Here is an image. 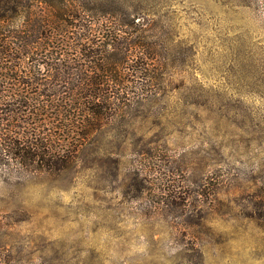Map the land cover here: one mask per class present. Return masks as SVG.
<instances>
[{
	"label": "rangeland",
	"instance_id": "rangeland-1",
	"mask_svg": "<svg viewBox=\"0 0 264 264\" xmlns=\"http://www.w3.org/2000/svg\"><path fill=\"white\" fill-rule=\"evenodd\" d=\"M141 3L164 49L118 116L0 167V264H264V0Z\"/></svg>",
	"mask_w": 264,
	"mask_h": 264
},
{
	"label": "trees",
	"instance_id": "trees-1",
	"mask_svg": "<svg viewBox=\"0 0 264 264\" xmlns=\"http://www.w3.org/2000/svg\"><path fill=\"white\" fill-rule=\"evenodd\" d=\"M142 1L0 0V167L60 171L118 116L164 49Z\"/></svg>",
	"mask_w": 264,
	"mask_h": 264
}]
</instances>
